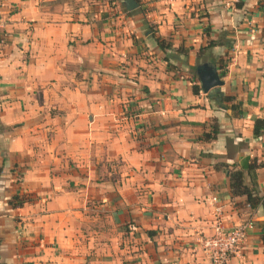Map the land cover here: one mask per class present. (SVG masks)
<instances>
[{
	"label": "crops",
	"instance_id": "0c3cea01",
	"mask_svg": "<svg viewBox=\"0 0 264 264\" xmlns=\"http://www.w3.org/2000/svg\"><path fill=\"white\" fill-rule=\"evenodd\" d=\"M124 1L0 0V264H207L215 206L253 222L226 264H264L222 166L264 196V0Z\"/></svg>",
	"mask_w": 264,
	"mask_h": 264
},
{
	"label": "trees",
	"instance_id": "16d2710c",
	"mask_svg": "<svg viewBox=\"0 0 264 264\" xmlns=\"http://www.w3.org/2000/svg\"><path fill=\"white\" fill-rule=\"evenodd\" d=\"M219 40L209 39L205 49L211 48L217 44H220ZM158 44L164 48L166 46L163 45V41L158 40ZM204 49V48H203ZM194 93H198L200 87L198 84H194L192 87ZM217 96H223L222 100L229 101L232 97L223 95L222 93L218 92ZM237 104H232L231 108L235 109ZM262 132H264V119L256 118L254 120L253 126V136L258 137ZM203 136L206 138V134L204 133ZM262 163H257L255 160L250 161L246 164H236L233 162L232 164H224L223 169L229 178V184L231 188V193L233 196L237 195H244L246 198L247 203L250 205L251 208H254L258 205H261L264 211V196L259 194L258 185L255 178V170L262 166ZM1 171V167H0ZM246 177H248V181H246ZM15 200V202H14ZM24 200H20L17 197H14L11 203L14 206H21L23 205ZM263 236L262 240L264 242V226L262 228Z\"/></svg>",
	"mask_w": 264,
	"mask_h": 264
},
{
	"label": "built area",
	"instance_id": "2783aa9c",
	"mask_svg": "<svg viewBox=\"0 0 264 264\" xmlns=\"http://www.w3.org/2000/svg\"><path fill=\"white\" fill-rule=\"evenodd\" d=\"M213 200L216 198L214 197ZM222 212L220 206L214 207L210 231L200 240V248L208 256L207 264H226L246 239L248 229L253 226L252 220L247 219L226 227Z\"/></svg>",
	"mask_w": 264,
	"mask_h": 264
},
{
	"label": "water",
	"instance_id": "95a60500",
	"mask_svg": "<svg viewBox=\"0 0 264 264\" xmlns=\"http://www.w3.org/2000/svg\"><path fill=\"white\" fill-rule=\"evenodd\" d=\"M124 2L128 10L134 9L138 5L137 0H125ZM195 71L200 82V90L203 93H208L211 89L223 84L215 67L208 62L197 65Z\"/></svg>",
	"mask_w": 264,
	"mask_h": 264
}]
</instances>
